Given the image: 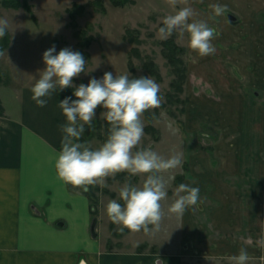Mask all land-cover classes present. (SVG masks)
<instances>
[{"label":"rangeland","instance_id":"374dc122","mask_svg":"<svg viewBox=\"0 0 264 264\" xmlns=\"http://www.w3.org/2000/svg\"><path fill=\"white\" fill-rule=\"evenodd\" d=\"M5 1L11 4V0H0V18L7 20L6 32L0 37V85L19 81L33 85L40 70L46 67L43 52L53 44L57 51L70 46L84 54L87 72L73 78L77 86L81 82L87 83L91 76H103L106 71H112L114 75H150L158 82L161 103L142 114L144 135L139 146L154 148L165 157L176 152L183 155L182 165L162 173L168 181V195L161 201L163 216L159 228L149 232L132 230L130 233L127 227L114 223L106 210L109 200L119 199V189L126 181L142 186L146 174H131L125 170L104 177V185L97 183L88 188L97 197L93 200L96 214L92 213V219L97 217L99 220L98 239L103 241L105 238L109 247L113 248L119 239L125 241L126 234L132 243L149 240L142 248L153 253H160L166 245L174 244L183 226L182 215L169 208L176 198L175 188L186 180L183 175L191 176L190 171L194 167L201 168V164L207 167L225 165L230 152L241 148L243 122L240 119L235 121L233 113L241 116L248 111L254 117L257 114V107L253 106V102L257 103L256 90H245L244 85L249 81L248 77H256L257 55L264 48V38L257 34L258 25L261 29L264 26V0H135L119 6L111 0H103L106 11L100 10L95 0H13L20 3L18 7L9 6ZM216 2L228 7L225 14L213 18L211 5ZM27 6H31V10ZM184 6L193 7L199 18L207 19L216 28V51L213 54L201 56L191 49L187 32L175 31L169 35L159 32L164 17ZM69 8L75 13V24ZM219 19L223 25L218 24ZM129 28L135 30L133 39H137L132 43L125 37ZM77 31L82 32L81 39L76 36ZM89 38H92L91 43L82 45ZM169 40L170 45L176 47L171 53L165 44ZM134 48L136 51H132ZM131 61L133 68L130 67ZM147 62L154 64L159 76L149 73L145 68ZM178 69L186 74L182 82L178 78ZM7 88L10 103L13 92ZM237 88L243 96L249 94L246 95L252 104L249 109H242L241 104V107H233V94L238 93ZM57 89L60 91L59 85ZM61 91L67 95L70 93L67 88ZM102 111L104 109H97L98 113ZM109 126L106 118L97 115L91 126L85 125L86 130L79 139L91 147H99L108 138ZM235 140H239L238 144ZM73 186L84 191L83 186ZM203 194L195 204V216L203 237L209 240L228 238L229 231L217 229L209 216L210 211L218 206L217 202L210 201L206 192ZM235 209L236 205H233L231 212ZM121 227H124L123 231ZM184 247L191 254L201 251L195 250L192 238L185 240ZM215 247L214 244L211 248ZM228 260L223 264H235Z\"/></svg>","mask_w":264,"mask_h":264},{"label":"crops","instance_id":"0c3cea01","mask_svg":"<svg viewBox=\"0 0 264 264\" xmlns=\"http://www.w3.org/2000/svg\"><path fill=\"white\" fill-rule=\"evenodd\" d=\"M218 24H224L222 19ZM258 28V36L264 38V26ZM256 60V77H248L244 87L256 90L257 114L233 113L235 121L243 122L241 148L230 152L225 165L201 164L190 171L191 176L183 175L185 183L199 185L200 195L206 192L210 201L217 202L209 216L217 229L229 231L228 238L205 239L196 207L190 205L181 216L180 236L160 253L142 248L149 240L130 242L128 234L113 248L105 238L98 239L100 233L92 235L89 196L60 178L54 166L62 147L61 125L67 122L57 87L48 103L40 106L32 99V84L1 83L0 264H223L241 249L250 255L247 264H264V48ZM7 86L13 92L10 103ZM238 93L233 94V107L241 104L249 109L248 93ZM233 205L236 209L231 212ZM189 238L199 253L185 250Z\"/></svg>","mask_w":264,"mask_h":264},{"label":"clouds","instance_id":"9594fccd","mask_svg":"<svg viewBox=\"0 0 264 264\" xmlns=\"http://www.w3.org/2000/svg\"><path fill=\"white\" fill-rule=\"evenodd\" d=\"M211 7L215 18L225 14L228 6L216 2ZM6 28L7 20L0 18V37ZM175 31L187 32L191 49L201 56L216 51V28L207 19L199 18L191 6L181 7L164 17L159 32L169 35ZM43 60L46 67L40 70L39 78L32 85V99L38 105L48 103L47 98L52 96L57 85L60 91L75 85L73 93L60 100L67 122L61 125L62 147L57 150L54 160L58 176L66 183L83 186L88 191L89 185H104L103 178L117 172L127 170L131 174H146L142 186L126 181L119 189V199L109 200L106 210L114 223L130 230L149 232L158 229L163 216L161 201L168 195V181L162 173L183 163L182 153L165 157L154 148L139 146L144 135L142 114L161 103L158 82L150 75H114L112 71H106L103 76H91L87 83L81 82L77 86L73 78L87 72V60L80 50L66 46L57 51L53 44L43 52ZM98 108L104 111L98 113ZM97 115L110 122V131L102 145L91 147L79 138L86 130L85 125L91 126ZM174 195L176 198L169 210L182 215L199 201L200 187L181 182ZM231 259L235 264H247L250 255L246 249H241Z\"/></svg>","mask_w":264,"mask_h":264},{"label":"trees","instance_id":"16d2710c","mask_svg":"<svg viewBox=\"0 0 264 264\" xmlns=\"http://www.w3.org/2000/svg\"><path fill=\"white\" fill-rule=\"evenodd\" d=\"M111 1H113V3L115 5H118V6L119 5H124L126 3H134L135 2V0H111ZM94 2H97L98 3V5L100 6L99 7L100 10L106 11V7L103 4V0H95ZM4 3L7 4V5H9V6H15V7H18L19 4H20V3H17L16 1H13V0L10 1L11 4H9V2H6V1ZM89 3H91V2H89ZM75 5L80 6L81 8H84L85 7V5H82V4H79V3H75ZM27 8L29 10H31L30 9L31 6H27ZM67 10L70 12V15L72 17L73 24H75L76 21H75V13H74V11L72 10V8H69ZM134 32H135V30H131V28H129V29L126 30L125 37H127L128 41L130 43H132L134 41H137V39H133V37H134L133 36V33ZM81 33H82L81 31H77V33H76V36L79 37L80 39L82 37L81 36ZM91 40H92V38H89L86 43L83 41L84 43H82V45L88 46L91 43ZM165 44L168 47V49H170V51H169L170 53L173 52L174 48H176V47H174V45L173 46L170 45L171 44L170 43V40L169 41H166ZM134 50H135V48L132 49V51H134ZM130 67L133 68L132 67V61L130 62ZM145 68L149 71L150 74L159 76V73L155 70L154 64L152 62H147L145 64ZM177 72H178L177 74L179 76L178 78H179V80H181L180 82H182L183 80L186 79V74L184 72H182V70H179L178 69ZM66 88H67V91L70 92L69 95L73 93V88L74 87L73 88L72 87H66ZM179 89H182V87L180 85H179ZM57 91H58V97H59L60 100H62L65 97V94L67 95V93L65 91H64V93L62 91H59V89H57ZM83 192L86 193L90 197V201L92 200L91 201V211H92L93 215L95 216V214H96V208H94L93 200L97 199V197H95L94 193L91 190H88V191H85L84 190Z\"/></svg>","mask_w":264,"mask_h":264},{"label":"water","instance_id":"95a60500","mask_svg":"<svg viewBox=\"0 0 264 264\" xmlns=\"http://www.w3.org/2000/svg\"><path fill=\"white\" fill-rule=\"evenodd\" d=\"M229 17H230V19H233V20L235 19V17L233 15H230ZM97 223H98V218L94 217L92 220V223H91V233L95 237L98 236Z\"/></svg>","mask_w":264,"mask_h":264}]
</instances>
